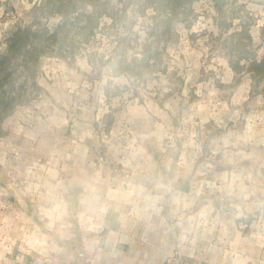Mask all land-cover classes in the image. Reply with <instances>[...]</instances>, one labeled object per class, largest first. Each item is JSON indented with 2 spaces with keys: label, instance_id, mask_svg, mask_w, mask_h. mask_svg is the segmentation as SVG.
I'll list each match as a JSON object with an SVG mask.
<instances>
[{
  "label": "rangeland",
  "instance_id": "obj_1",
  "mask_svg": "<svg viewBox=\"0 0 264 264\" xmlns=\"http://www.w3.org/2000/svg\"><path fill=\"white\" fill-rule=\"evenodd\" d=\"M33 3L0 0V52L10 31L29 25ZM237 7L251 40L246 61L232 57L238 73L228 45L240 20L219 27L208 0L192 6L189 28L176 24L167 44L160 41L165 51L160 64L150 62L159 71L153 76L111 77L105 60L114 29L75 60L43 59L40 97L0 123V264H264V83L248 72L250 60L264 56V0H237ZM153 15L127 34L129 59L141 57ZM43 99L65 106L63 130L56 125L31 144L6 141L16 128L38 129L44 115L31 109ZM109 112L113 122L104 126ZM85 122L93 138L83 158L117 185L145 184L151 210L129 202L119 220L101 203L92 222L99 227L88 225L82 182L64 176L72 161L65 143L83 135Z\"/></svg>",
  "mask_w": 264,
  "mask_h": 264
},
{
  "label": "trees",
  "instance_id": "obj_2",
  "mask_svg": "<svg viewBox=\"0 0 264 264\" xmlns=\"http://www.w3.org/2000/svg\"><path fill=\"white\" fill-rule=\"evenodd\" d=\"M200 0H39L33 3L31 22L22 28L10 31L6 39V48L0 52V123L8 118L14 109L36 101L43 92L38 84L44 58L75 60L85 51L97 35L105 30L114 29L117 35L115 46L105 60L112 78L126 77L136 79L144 74L155 75L150 62L161 63L160 52L165 51L168 38L174 33L176 24H188L194 16L192 6ZM215 11V21L221 28L228 29L227 18L240 20L239 8H234L237 0H208ZM237 9V10H236ZM153 12V26H149V41L142 45L141 57L128 58V33H131L139 19L147 12ZM50 19L56 23L50 24ZM106 19L108 23H102ZM240 30L229 36V64L235 73L241 67L232 57L247 60L250 37L247 26L241 23ZM189 28V24L187 25ZM163 44L159 46L160 41ZM264 43V28L262 30ZM93 56H96V53ZM90 63V60H89ZM248 72L255 85L264 83V56L259 60H250ZM147 68V69H146ZM150 68V70H148ZM165 72V69L162 70ZM125 86V85H124ZM126 88V86L124 87ZM264 96V86L262 88ZM108 97L107 92L104 94ZM103 125L110 126L113 117L109 113L103 116ZM96 127V126H95ZM1 132V131H0ZM106 135L108 130L103 131ZM176 190L186 192L182 184Z\"/></svg>",
  "mask_w": 264,
  "mask_h": 264
},
{
  "label": "crops",
  "instance_id": "obj_3",
  "mask_svg": "<svg viewBox=\"0 0 264 264\" xmlns=\"http://www.w3.org/2000/svg\"><path fill=\"white\" fill-rule=\"evenodd\" d=\"M49 94H55V90ZM61 106L64 105L54 102L52 103L46 99L40 100L31 109L33 112H37V114L39 112L44 115L42 122H39L38 129L36 128V131H32L30 129L21 131L20 129L16 128L15 130H12L10 135H8L6 141L10 142L13 139L17 140L22 137L26 142L31 144V139H38L39 137L42 138L45 136V133L50 134L51 132H55L56 125L60 126L61 128L59 130L62 131V126L69 123V119L67 117L66 111ZM83 125L87 127V130L84 131L83 135H81L80 131L75 132L74 134L75 137H77V140L71 139V143L68 141L65 143H69L67 146L69 147V152L72 154V161L66 164L67 167L65 168L67 170L65 171L64 176H67L68 182H82L84 189L83 193L80 195V200L84 206L81 208L80 212L81 215L87 220L88 225H90L91 228L99 227L94 225L92 222H94L95 217L98 216V213L101 209V203H103V206L105 205L102 210H109L108 212L116 211L117 217L120 214L119 220L123 217V212L128 210L126 209L125 204L129 202L137 204L144 203V209L151 210L152 197L146 195L145 184L142 186L143 188L131 182H127V185L126 183L125 185H117V178L115 175H108L105 172H101V168H104L103 166L96 168L99 170L98 172H93L96 170L94 167L95 164L83 158V156H87L92 142V129L90 123L88 122L83 123ZM64 135L71 137L68 133H64ZM56 148L57 151H64L62 150L64 149L63 146L58 145ZM65 151L67 152V150ZM76 154H79V157H77ZM102 181L104 183L103 187L98 184ZM134 208L137 209L136 206H134Z\"/></svg>",
  "mask_w": 264,
  "mask_h": 264
}]
</instances>
